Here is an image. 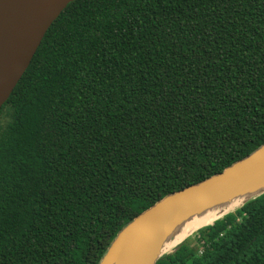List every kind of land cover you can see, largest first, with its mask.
I'll return each mask as SVG.
<instances>
[{"label":"trees","instance_id":"16d2710c","mask_svg":"<svg viewBox=\"0 0 264 264\" xmlns=\"http://www.w3.org/2000/svg\"><path fill=\"white\" fill-rule=\"evenodd\" d=\"M262 144L264 0H75L0 110V264H98ZM156 264H264V194Z\"/></svg>","mask_w":264,"mask_h":264},{"label":"water","instance_id":"95a60500","mask_svg":"<svg viewBox=\"0 0 264 264\" xmlns=\"http://www.w3.org/2000/svg\"><path fill=\"white\" fill-rule=\"evenodd\" d=\"M75 0H0V110L27 70L44 35ZM264 194V144L221 173L170 193L133 218L110 243L98 264H156L164 243L180 225L236 198L237 208ZM207 225V226H209ZM205 226V227H207Z\"/></svg>","mask_w":264,"mask_h":264},{"label":"bare ground","instance_id":"6f19581e","mask_svg":"<svg viewBox=\"0 0 264 264\" xmlns=\"http://www.w3.org/2000/svg\"><path fill=\"white\" fill-rule=\"evenodd\" d=\"M245 200L246 198H236L224 206L215 207L209 211H206L200 216H194L190 218L188 221L180 225V227L174 233H172V235L164 243V253L172 251L173 248L189 234L211 224L221 215L240 206Z\"/></svg>","mask_w":264,"mask_h":264}]
</instances>
